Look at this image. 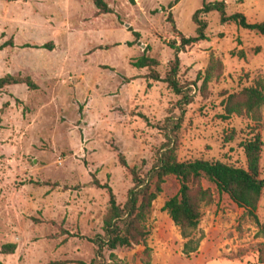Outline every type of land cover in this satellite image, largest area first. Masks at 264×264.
I'll use <instances>...</instances> for the list:
<instances>
[{"label":"rangeland","instance_id":"1","mask_svg":"<svg viewBox=\"0 0 264 264\" xmlns=\"http://www.w3.org/2000/svg\"><path fill=\"white\" fill-rule=\"evenodd\" d=\"M104 1L113 14L100 15L91 0H0V77H29L38 86L0 92V250L15 245L13 254L0 253V264H90V240L102 233L109 208L108 191L93 178L123 204L133 183L118 154L145 176L165 142L166 119L178 115L179 97L134 63L146 54L159 61L164 78L175 57L170 46L181 44L167 18L186 38L196 37L192 17L203 0H181L170 10L175 0ZM209 2H224L227 16L264 22V0ZM198 18L207 40L178 54L179 83L193 101L185 107L177 158L245 168L242 143L259 137L264 179V107L258 123L224 114L228 95L264 82V36L222 25L217 12ZM45 44L51 48H35ZM211 57L222 69L204 86ZM203 187L213 203L202 208L197 254L182 255L185 241L164 210L180 188L169 176L147 222L150 251L118 249L107 264L264 262V192L257 224L214 185Z\"/></svg>","mask_w":264,"mask_h":264},{"label":"trees","instance_id":"2","mask_svg":"<svg viewBox=\"0 0 264 264\" xmlns=\"http://www.w3.org/2000/svg\"><path fill=\"white\" fill-rule=\"evenodd\" d=\"M5 2H17L20 0H2ZM100 15L113 14V11L104 0H91ZM175 0L170 3L168 9L180 3ZM134 4L133 0H129ZM217 12L220 15L222 25L232 23L239 28L264 36V22L251 24L243 14L236 13L226 15L224 2H209L203 0L202 9L198 10L192 17L196 25V37L183 36L175 26L172 15L169 14L167 21L172 31L180 39V46L171 45L175 57L169 64V71L161 78L157 69L160 67L158 60L141 56L135 63L137 70H147L148 78L153 82H162L179 97L177 103L178 115L166 119L163 128L165 142L156 153L155 162L151 170L142 176L136 168H129L124 157L118 154L119 164L129 172L133 186L128 191L123 204L116 201L109 186H101L93 178L92 184L98 188L106 189L109 195V208L103 220L102 233L96 235L90 242L94 246V258L90 264H107L114 260V252L118 249L143 247L145 253L148 248V237L150 235L147 222L152 212V205L162 192V185L166 177H175L180 185L177 194L165 202L164 210L175 227L179 229L181 238L185 241L182 247V255L189 259L197 254L204 234L199 232L202 217V208L213 203V195L210 189L203 187L206 181L214 185L220 194L228 198L240 209H243L257 224L259 220L256 215L258 203L264 192V179L261 178L260 155L263 142L259 137L245 140L242 148L246 160V167H236L220 161H208L203 159L188 160L180 162L177 158V146L179 132L184 122L185 107L192 103V98L184 91V86L179 83L180 59L178 54L186 47L193 46L201 41L207 40L205 36L206 24L199 20V15H207ZM134 36L139 37L138 33ZM9 46H3L6 48ZM37 49H50L49 44L36 46ZM221 63L213 57L209 59L205 71L203 85L205 86L214 76L220 72ZM24 85L29 90L35 91L38 86L29 77H15L6 75L0 77V92L8 87ZM264 107V82L258 80L252 87L244 88L237 94L228 95L224 103V114L226 118L232 116L247 117L258 123L261 121V110ZM1 129V118H0ZM199 232L197 238L194 237ZM15 245L9 244L1 248V254H13ZM106 254H109L107 260ZM66 262H52L49 264H65ZM83 264V263H82ZM149 264V263H146ZM257 264H264L258 262Z\"/></svg>","mask_w":264,"mask_h":264}]
</instances>
